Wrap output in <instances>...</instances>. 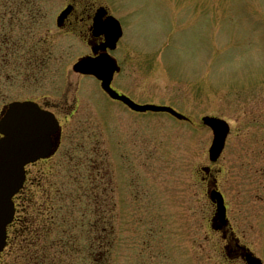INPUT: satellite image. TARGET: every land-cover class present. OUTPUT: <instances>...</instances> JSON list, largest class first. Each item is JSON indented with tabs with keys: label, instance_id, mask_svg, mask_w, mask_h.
Returning a JSON list of instances; mask_svg holds the SVG:
<instances>
[{
	"label": "rangeland",
	"instance_id": "obj_1",
	"mask_svg": "<svg viewBox=\"0 0 264 264\" xmlns=\"http://www.w3.org/2000/svg\"><path fill=\"white\" fill-rule=\"evenodd\" d=\"M28 3L41 8L34 24ZM65 4L0 0V26L14 19L10 36L0 39L32 47L40 40L46 60L43 73H27L22 49L17 63L0 50V110L33 100L65 112L59 151L29 169L25 189L30 214L45 213L44 244L32 241L35 253L18 260L13 244L12 258L6 253L0 264H39L43 247L44 264H226L202 183L207 167L215 172L210 184L225 195L235 237L264 259V0H100L126 25L124 72L114 87L140 105L171 106L190 124L135 115L74 74L72 65L88 50L57 31ZM207 116L231 128L216 164L209 162L213 135L201 124ZM97 144L107 160L96 180L108 184L102 206L89 199L99 194L89 183L92 166L84 167L100 160L91 154Z\"/></svg>",
	"mask_w": 264,
	"mask_h": 264
},
{
	"label": "water",
	"instance_id": "obj_2",
	"mask_svg": "<svg viewBox=\"0 0 264 264\" xmlns=\"http://www.w3.org/2000/svg\"><path fill=\"white\" fill-rule=\"evenodd\" d=\"M69 13L67 11L61 20ZM118 38L110 44H115ZM113 48V46H111ZM101 66V67H100ZM75 70L86 75H94L103 82V89L112 98L119 99L128 104V101L119 97L110 89L113 74L116 72L114 62L108 56L98 60L86 59L80 62ZM138 112H169L172 110L156 107H132ZM204 123L215 134V141L211 149V161L216 162L221 155L228 126L219 120L205 118ZM1 134L4 139L0 141V252L5 244L6 227L13 219L14 206L12 198L23 187L25 180V167L41 159L49 158L53 153L52 136L58 131V124L51 114L40 111L33 104L12 105L6 118L1 123ZM213 201L218 204V217L225 224L226 210L220 194H211Z\"/></svg>",
	"mask_w": 264,
	"mask_h": 264
},
{
	"label": "flooded vegetation",
	"instance_id": "obj_3",
	"mask_svg": "<svg viewBox=\"0 0 264 264\" xmlns=\"http://www.w3.org/2000/svg\"><path fill=\"white\" fill-rule=\"evenodd\" d=\"M82 4H84V0H71L70 5L74 7V10H73L72 15L64 23V27L66 28L70 27L71 32L74 33V35H77L79 33L83 39L87 40L89 49L92 51L93 48L100 46L104 42L105 39L104 37L95 38L93 36L91 26L93 23L94 8L91 11L89 10L90 12L82 11L80 13L78 9L79 7H81ZM7 46H8V50L13 51V52L16 48H18V47H15V44H10V43H7ZM44 53H45V48L42 46L41 41L36 43L33 47L26 44V49L24 51L23 59L25 58L24 65L26 66L27 73L31 70L32 67L33 69L36 68L41 73L46 70L45 56H42L44 55ZM123 54H124V50L119 45L117 47V50L114 52V55L118 57L120 66L122 64H121V59L119 55H123ZM12 58H15L14 55H12ZM40 104L42 105L43 108L54 111V113H56L58 118L60 119L62 118L61 116L65 114V112L58 114L57 113L58 110L56 106H54L55 108L50 109L47 107V105L41 102ZM27 178H28V175H27ZM28 202H29L28 194L24 191H22L21 194L18 195L15 199L16 215H15L13 224L10 226V229L8 230V240H7L8 246L6 249L7 251L13 246L12 235L14 236L17 233V235H15L16 243H17V239L20 237V235L24 234L27 230L28 221L25 219L26 214L24 213L21 214V210L26 212V210L22 208L25 205H27ZM218 232L219 234H221L222 240L225 243V249L229 251L230 253V255L225 256L226 263L227 264H246L245 257H244L246 253V249L244 248V246L239 244L237 239L234 238V233L231 231V229L228 226L227 227L219 226ZM10 253H7V254L11 258L12 252ZM5 254L1 255L0 258L2 259Z\"/></svg>",
	"mask_w": 264,
	"mask_h": 264
},
{
	"label": "snow or ice",
	"instance_id": "obj_4",
	"mask_svg": "<svg viewBox=\"0 0 264 264\" xmlns=\"http://www.w3.org/2000/svg\"><path fill=\"white\" fill-rule=\"evenodd\" d=\"M0 130H2V127H0Z\"/></svg>",
	"mask_w": 264,
	"mask_h": 264
},
{
	"label": "trees",
	"instance_id": "obj_5",
	"mask_svg": "<svg viewBox=\"0 0 264 264\" xmlns=\"http://www.w3.org/2000/svg\"><path fill=\"white\" fill-rule=\"evenodd\" d=\"M101 264V263H100Z\"/></svg>",
	"mask_w": 264,
	"mask_h": 264
}]
</instances>
